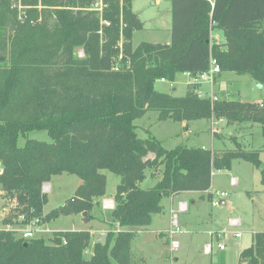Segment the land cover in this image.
Wrapping results in <instances>:
<instances>
[{
  "label": "trees",
  "instance_id": "16d2710c",
  "mask_svg": "<svg viewBox=\"0 0 264 264\" xmlns=\"http://www.w3.org/2000/svg\"><path fill=\"white\" fill-rule=\"evenodd\" d=\"M170 1L171 42L133 47L134 34L144 28L133 0H0V192L7 200L0 208L11 207L4 223L91 216L106 194L103 171L120 177L117 228L104 244L90 230L55 231L46 240L0 229V264H111L112 258L148 264L133 241L163 211L164 197L209 191L213 171L230 170L234 160L254 164L264 185L261 149H246L236 136L230 137L233 149L217 150L169 149L152 134L138 136L135 120L150 110L179 123L212 119L215 127L226 119L245 130L258 124L264 135V102L213 101L199 96V84H189L183 96L155 87L185 71L208 70L211 57L222 72L248 74L264 85V0ZM215 31L224 43L213 39ZM118 57L122 69L114 66ZM34 130H47L51 141L29 138L20 146V137ZM146 170L160 178L143 189ZM63 173L82 183L64 206L45 213L44 185ZM240 261L264 264V231L254 234Z\"/></svg>",
  "mask_w": 264,
  "mask_h": 264
},
{
  "label": "rangeland",
  "instance_id": "374dc122",
  "mask_svg": "<svg viewBox=\"0 0 264 264\" xmlns=\"http://www.w3.org/2000/svg\"><path fill=\"white\" fill-rule=\"evenodd\" d=\"M157 1L133 0L134 9L140 13L146 27L134 34L133 47H135L134 44L138 45L142 41L171 42V32L168 29V26H171L170 0H160V4ZM215 41L224 43L225 38L220 34V38ZM77 54L83 57L84 51L78 48ZM114 66L116 69L123 68L119 57L116 58ZM187 82L188 79L184 73H179L174 82L158 80L155 87L161 92L183 96L187 92ZM212 85L214 93L221 99L229 97L242 101L264 102V85L261 86L248 74L239 75L234 71H225ZM204 87L211 92L209 85ZM213 123L212 119H199L189 122L188 126L171 119L161 120L156 110H150L143 117L135 120L139 137L146 138L152 134L160 139L166 148L170 149L178 145L190 147L205 145L209 149H233L235 145L230 137L236 136L246 149H261L260 159L264 163V150H262L264 135L260 125L256 124L253 128L245 130L228 124L226 119L216 120L215 127ZM212 128L216 130L215 135L219 138L213 137ZM29 138L51 141L47 130H34L26 136H21L19 145L23 146ZM103 172L107 175L106 194L100 199V204L94 207L91 216L88 215V221H85L83 213H71L46 221L42 228H49L52 231L90 230L94 240L100 235L108 234L111 229L117 228L113 220V209L114 195L120 177L107 170ZM159 178L160 175L155 176L151 170H146V178L140 183V187L151 188ZM232 178L237 179L236 185L232 184ZM81 183V178L76 174L63 173L53 176L46 183L47 191H44L48 199L45 213L64 206L75 195ZM216 191L227 194L226 205L212 206V200L217 198ZM2 196L0 192V204L3 205L7 200ZM104 201L106 204H111L109 208H105ZM162 205L165 210L154 214L156 220L153 227L167 229L171 226L167 197L163 198ZM174 208L176 209V206ZM10 209V205L0 208V229L36 228L35 220L11 225L4 223L5 212L11 211ZM233 218H240L241 224L232 226L230 221ZM178 221L181 229L182 226L184 227L183 222H186V231L174 235V239L180 243V247L173 251V257L179 258V261H175L174 264H246L240 261L241 251L252 245L256 232L264 230V185L261 183L259 169L249 161L234 160L230 170H214L211 189L200 194L195 205L190 206L188 212L179 213ZM210 231H214L215 236H211ZM218 232L222 233L221 238H217ZM234 232H240L242 237H236ZM161 233L151 227V231L140 234L135 242L137 247L134 245L136 255L143 256L141 249L150 264L152 262V264H171L166 258L169 253L171 254V241L169 242V237L164 235V232ZM53 234H44L45 239L48 240ZM219 241L225 245L224 250L217 247ZM206 245H212L211 253L205 252ZM91 255V249H88L86 257L90 258ZM111 264L120 263L112 258Z\"/></svg>",
  "mask_w": 264,
  "mask_h": 264
},
{
  "label": "built area",
  "instance_id": "2783aa9c",
  "mask_svg": "<svg viewBox=\"0 0 264 264\" xmlns=\"http://www.w3.org/2000/svg\"><path fill=\"white\" fill-rule=\"evenodd\" d=\"M219 33H217L216 31L213 33V39H219ZM222 72L221 66L219 64V62L216 60V58L211 57L210 60V66L208 68V70L206 71H202L198 74H195L191 71H185L184 75L187 77L188 82H187V86L189 84H201V83H206L210 86V90L211 92L208 91H204V90H197V93L199 94L200 97H209L211 98L213 101L218 100V96L214 93L213 91V83H215L216 77ZM161 81L165 82V79H162ZM232 184L236 185L237 184V179L232 178ZM48 185H44V191H47L46 187ZM216 195V199L212 200V205L213 206H218L222 200L226 199L227 194L225 192H219L216 191L215 192ZM106 201H104V206L105 208H109L110 205L105 203ZM178 210H172V218H171V226L170 228L165 231L167 236L169 237V240L171 241L170 246H171V256L173 257V251L177 250L180 247V243L179 241H177L176 239H174V235L176 233L181 232V228L179 225V221H178V214L179 213H185L188 211L189 208V203L187 201H180L178 203ZM35 224H37L36 228H29V229H25V230H21L19 228H13V230H17L20 235L25 238V239H29V238H33V237H37L40 236L41 234H47V233H55V231H52L49 228L43 229L42 225H44V223L42 221H40L39 218L35 219L34 221ZM230 224L233 226L235 224H239L240 225V220L233 218L230 221ZM236 237H241V233L240 232H234ZM222 233L218 232L216 234L217 238H221ZM217 247L220 250H224L226 247L223 243H221L220 241L217 244ZM205 252L206 253H211L212 252V245H206L205 248Z\"/></svg>",
  "mask_w": 264,
  "mask_h": 264
},
{
  "label": "crops",
  "instance_id": "0c3cea01",
  "mask_svg": "<svg viewBox=\"0 0 264 264\" xmlns=\"http://www.w3.org/2000/svg\"><path fill=\"white\" fill-rule=\"evenodd\" d=\"M157 3L158 4H160V0H158L157 1ZM170 3H171V1H170ZM132 5H133V10L139 15V17H140V19L142 20V18H141V15H140V13L138 12V11H136L135 9H134V3H132ZM170 13H171V9H170ZM142 22H143V24H144V21L142 20ZM171 26H172V14H171ZM171 26H168V29H169V31L171 32ZM146 27H145V24H144V28L143 29H145ZM218 33H219V31H218ZM219 35H220V33H219ZM171 37H172V32H171ZM219 38H220V36H219ZM158 43V42H157ZM159 43H161V42H159ZM170 43V42H169ZM134 46L136 47L137 45H135L134 44ZM221 74V73H220ZM219 74V75H220ZM219 75L216 77V78H218L219 77ZM166 82V81H165ZM203 84H205V83H201L200 85H199V87L197 88V90H204V91H208L207 89H206V87H204V86H208L207 84H205V85H203ZM220 98V97H219ZM182 124H186V125H188L186 122H183ZM189 126V125H188ZM213 129V128H212ZM201 147H207V146H205V145H202ZM208 148V147H207ZM211 189V188H210ZM200 194H202V193H200V192H191V191H186V192H182V193H179V194H176V195H172V196H169V197H167L168 198V200H169V212H170V215H171V218H172V210H175V211H177L178 210V203L180 202V201H187L188 203H189V208H188V211L190 210V206H192V205H195V203H196V200H197V197L200 195ZM211 194V193H210ZM226 203H227V201H226V199H224V200H222L221 201V203H220V205H226ZM174 206H176V209L174 208ZM213 206V205H212ZM165 210V209H164ZM164 210H163V212H164ZM187 211V212H188ZM162 213V212H161ZM1 214V213H0ZM183 214V213H182ZM155 215L153 216V220H152V223H151V225L146 229V230H144V231H139L138 233H137V236H136V238L134 239V241H133V243H134V245L136 246V244H135V242H136V239L138 238V236L140 235V234H142V233H144V232H149V231H151V227H152V229H154L155 231H157V232H159V233H161V232H164V235H166L167 236V234H166V232L165 231H167L169 228H167V229H160V228H156V227H153V224H154V222H155ZM237 219V218H236ZM239 220H240V218H239ZM228 223H229V221H228ZM240 224H241V220H240ZM183 225H184V227L182 226V230L181 231H186V222L184 221L183 222ZM262 231H264V230H262ZM215 232H217V231H215ZM93 233H94V231H93ZM210 235L211 236H215L214 235V231H210ZM99 237V236H98ZM97 237V238H98ZM241 237H242V235H241ZM96 238V239H97ZM134 246V247H135ZM137 247V246H136ZM140 252L144 255V253H143V251L140 249ZM144 257L147 259V262L150 264V261H149V259L147 258V256L146 255H144ZM167 258V260H170V262H171V264H174L175 263V261H179V258L176 256H174V257H172L171 256V254L169 253V255L166 257ZM153 263V262H152ZM151 263V264H152Z\"/></svg>",
  "mask_w": 264,
  "mask_h": 264
},
{
  "label": "water",
  "instance_id": "95a60500",
  "mask_svg": "<svg viewBox=\"0 0 264 264\" xmlns=\"http://www.w3.org/2000/svg\"><path fill=\"white\" fill-rule=\"evenodd\" d=\"M83 217L85 219V221H88V212L87 211H84L83 212ZM106 239H107V234H103V235H100L97 239H96V242H101V243H105L106 242ZM248 264H252L251 262H249Z\"/></svg>",
  "mask_w": 264,
  "mask_h": 264
}]
</instances>
